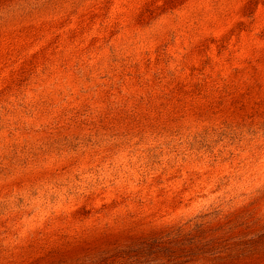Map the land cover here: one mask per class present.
<instances>
[{"label": "rangeland", "instance_id": "1", "mask_svg": "<svg viewBox=\"0 0 264 264\" xmlns=\"http://www.w3.org/2000/svg\"><path fill=\"white\" fill-rule=\"evenodd\" d=\"M0 264H264V0H0Z\"/></svg>", "mask_w": 264, "mask_h": 264}]
</instances>
